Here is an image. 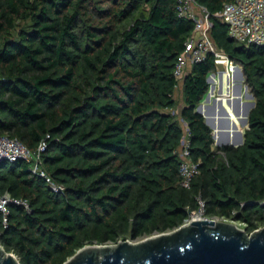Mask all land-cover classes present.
Here are the masks:
<instances>
[{
  "label": "trees",
  "instance_id": "1",
  "mask_svg": "<svg viewBox=\"0 0 264 264\" xmlns=\"http://www.w3.org/2000/svg\"><path fill=\"white\" fill-rule=\"evenodd\" d=\"M231 1L197 0L237 63L225 59L219 86L213 55L174 75L195 25L177 0H0V137L46 140L43 170L65 189L25 161L0 163V194L31 207L12 205L6 225L0 214V242L21 264L172 232L199 193L209 216L264 227V47L230 39L216 14ZM183 123L200 169L191 190L180 186ZM245 131L243 146L224 147Z\"/></svg>",
  "mask_w": 264,
  "mask_h": 264
},
{
  "label": "built area",
  "instance_id": "2",
  "mask_svg": "<svg viewBox=\"0 0 264 264\" xmlns=\"http://www.w3.org/2000/svg\"><path fill=\"white\" fill-rule=\"evenodd\" d=\"M176 11L179 18L193 21L195 24L192 35L185 43V52L177 60L174 75L179 81L182 80L189 67L205 61L210 55L215 57V72L219 68L222 57H228L233 63H236L214 42L211 36L210 15L206 8L197 3V0H177ZM216 17L227 26L230 39L246 45L264 47V0H232L224 5ZM185 127V136L180 149L179 176L180 186L183 189L191 190L194 180L200 174V169L199 164L192 160L190 131L186 124ZM46 150V140L40 142L36 149H30L18 138L0 137V159L9 163L27 162L31 172L45 178L53 192L63 193L65 192L64 187L56 184L43 170V155ZM12 205L22 206L28 212L31 209L27 200L15 199L10 194H0V214L3 216L5 225L8 223ZM196 205V209L190 213L182 226L193 221L232 222L222 217L209 216L207 213L208 204L202 193L196 196Z\"/></svg>",
  "mask_w": 264,
  "mask_h": 264
},
{
  "label": "water",
  "instance_id": "3",
  "mask_svg": "<svg viewBox=\"0 0 264 264\" xmlns=\"http://www.w3.org/2000/svg\"><path fill=\"white\" fill-rule=\"evenodd\" d=\"M250 96L253 101L247 105L246 131L249 130L250 113L256 107L255 95L251 93ZM200 106L196 112L205 118ZM246 131L236 133L233 143L224 147L243 146ZM213 138L215 140V134ZM0 264H21L19 258L8 252L1 242ZM65 264H264V228L249 235L235 223L193 221L172 232L139 242L127 240L115 245L84 247Z\"/></svg>",
  "mask_w": 264,
  "mask_h": 264
},
{
  "label": "rangeland",
  "instance_id": "4",
  "mask_svg": "<svg viewBox=\"0 0 264 264\" xmlns=\"http://www.w3.org/2000/svg\"><path fill=\"white\" fill-rule=\"evenodd\" d=\"M225 59L226 60H228L227 59V57H222L221 59H220V73H221V76L219 75V79H218V83H219V86L222 84L221 83V80H222V77H223V74H224V64H225ZM191 70V67H189L188 68V72ZM213 72H215V71H213ZM246 77V76H245ZM182 82H181V84L179 85V88L177 89V91H176V96H177V98H178V100H179V104L181 103V101H182ZM209 89H210V85H209ZM209 91V90H208ZM222 92V91H221ZM250 92H252V90H251V88H250ZM176 114H178L179 116H180V110H179V107H178V109H177V111H176ZM183 126H184V128H186L185 127V124L183 123ZM215 141V140H214ZM214 147H215V145H214ZM215 149H217V148H215ZM219 149V153H220V155H224V152L221 150V148H218ZM217 149V150H218ZM231 223H235L237 226H238V228H240L241 230H244V231H246L247 232V230H246V228L244 227V226H242V225H240L239 223H237V222H231ZM264 227H261V228H259V229H257L256 231H258V230H261V229H263ZM249 235H251L252 233H254V232H252V233H249V232H247ZM155 235H158V234H155ZM155 235H153V236H155ZM150 237H152V236H150ZM147 238H149L148 236H144V237H140V238H138V239H136L135 241H133V242H139V241H142V240H144V239H147ZM122 241V240H121ZM115 244H117V243H115ZM115 244H112V243H108V244H105V245H115ZM16 255V254H15ZM17 256V255H16ZM18 257V256H17Z\"/></svg>",
  "mask_w": 264,
  "mask_h": 264
},
{
  "label": "crops",
  "instance_id": "5",
  "mask_svg": "<svg viewBox=\"0 0 264 264\" xmlns=\"http://www.w3.org/2000/svg\"><path fill=\"white\" fill-rule=\"evenodd\" d=\"M177 99H178V98H177ZM183 107H184V102H183V95H182V101H181V103L179 104L180 115H181V112H182Z\"/></svg>",
  "mask_w": 264,
  "mask_h": 264
},
{
  "label": "bare ground",
  "instance_id": "6",
  "mask_svg": "<svg viewBox=\"0 0 264 264\" xmlns=\"http://www.w3.org/2000/svg\"><path fill=\"white\" fill-rule=\"evenodd\" d=\"M218 71H219V75L221 76V73H220V64H219V68H218Z\"/></svg>",
  "mask_w": 264,
  "mask_h": 264
}]
</instances>
